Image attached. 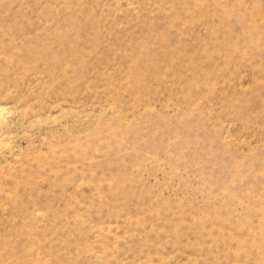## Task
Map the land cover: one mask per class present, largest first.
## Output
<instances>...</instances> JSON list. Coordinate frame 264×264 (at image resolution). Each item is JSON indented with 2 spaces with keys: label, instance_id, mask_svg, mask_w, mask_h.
I'll use <instances>...</instances> for the list:
<instances>
[{
  "label": "rangeland",
  "instance_id": "rangeland-1",
  "mask_svg": "<svg viewBox=\"0 0 264 264\" xmlns=\"http://www.w3.org/2000/svg\"><path fill=\"white\" fill-rule=\"evenodd\" d=\"M0 264H264V0H0Z\"/></svg>",
  "mask_w": 264,
  "mask_h": 264
}]
</instances>
